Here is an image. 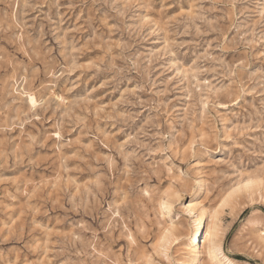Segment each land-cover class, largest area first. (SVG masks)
Listing matches in <instances>:
<instances>
[{"label":"rangeland","instance_id":"374dc122","mask_svg":"<svg viewBox=\"0 0 264 264\" xmlns=\"http://www.w3.org/2000/svg\"><path fill=\"white\" fill-rule=\"evenodd\" d=\"M193 201L264 264V0H0V264H189Z\"/></svg>","mask_w":264,"mask_h":264},{"label":"bare ground","instance_id":"6f19581e","mask_svg":"<svg viewBox=\"0 0 264 264\" xmlns=\"http://www.w3.org/2000/svg\"><path fill=\"white\" fill-rule=\"evenodd\" d=\"M250 180L251 179L249 178V181L246 182L245 186L248 187L249 182H254L253 184L252 183H250V184H252V185L256 184L257 185L256 181H258V179L257 180L255 179L256 181H252V180L250 181ZM240 186H242V185H240ZM247 187H246V189H247ZM237 188H239V186ZM242 188H243V186H242ZM248 190H249V188H248ZM195 204L198 205L197 202H194L190 205L188 204V212H190V213L195 212V216H194L195 219L193 220L195 225H194V228L189 233L188 243H187L188 246H186L187 252H189V256H190V263L189 264H202L203 261H202V259H200V254L202 252H205V251L208 254H212L214 259L220 260L218 258V255H221L222 258L224 260H226L229 264H234V262L231 259H229L227 256H225L222 252L221 237L217 233V229H216V226L214 223L215 221H213V216H211V218H209V220H206L205 216L207 214L204 213V211H202V210H196L195 206H194ZM165 205H166V208L168 209V212L172 211L171 208H169L167 203H165ZM218 232H219V230H218ZM176 235H177V232H176L175 228L173 227V225H169V226L164 228V231L162 234V242H164V243L168 242V239H170L171 237H172V240L176 239L178 237V236L176 237ZM260 237H262V236H260ZM263 240H264V238H263ZM164 245H166V244H164ZM167 248H168V246H167ZM181 264H183V263L181 262Z\"/></svg>","mask_w":264,"mask_h":264},{"label":"snow or ice","instance_id":"6c2138e0","mask_svg":"<svg viewBox=\"0 0 264 264\" xmlns=\"http://www.w3.org/2000/svg\"><path fill=\"white\" fill-rule=\"evenodd\" d=\"M33 106H35V100L32 101ZM57 136H59V133H56Z\"/></svg>","mask_w":264,"mask_h":264}]
</instances>
